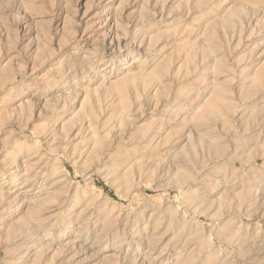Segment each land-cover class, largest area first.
I'll return each instance as SVG.
<instances>
[{
  "label": "rangeland",
  "instance_id": "obj_1",
  "mask_svg": "<svg viewBox=\"0 0 264 264\" xmlns=\"http://www.w3.org/2000/svg\"><path fill=\"white\" fill-rule=\"evenodd\" d=\"M0 264H264V0H0Z\"/></svg>",
  "mask_w": 264,
  "mask_h": 264
},
{
  "label": "bare ground",
  "instance_id": "obj_2",
  "mask_svg": "<svg viewBox=\"0 0 264 264\" xmlns=\"http://www.w3.org/2000/svg\"><path fill=\"white\" fill-rule=\"evenodd\" d=\"M88 149V148H87ZM83 153V152H82ZM192 191V190H191ZM193 192V191H192Z\"/></svg>",
  "mask_w": 264,
  "mask_h": 264
}]
</instances>
